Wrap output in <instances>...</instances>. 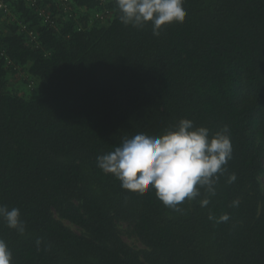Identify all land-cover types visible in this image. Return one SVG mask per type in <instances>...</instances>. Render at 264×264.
Listing matches in <instances>:
<instances>
[{
  "label": "trees",
  "instance_id": "obj_1",
  "mask_svg": "<svg viewBox=\"0 0 264 264\" xmlns=\"http://www.w3.org/2000/svg\"><path fill=\"white\" fill-rule=\"evenodd\" d=\"M40 3L53 22L23 0L0 13V206L25 225L0 218L10 264H264V0H184V22L159 36L125 26L115 0ZM182 118L229 130L214 195L200 188L176 211L98 167Z\"/></svg>",
  "mask_w": 264,
  "mask_h": 264
},
{
  "label": "clouds",
  "instance_id": "obj_2",
  "mask_svg": "<svg viewBox=\"0 0 264 264\" xmlns=\"http://www.w3.org/2000/svg\"><path fill=\"white\" fill-rule=\"evenodd\" d=\"M119 19L125 25L143 27L150 23L154 36L172 22L183 23L186 9L184 0H115ZM233 148L227 126L210 135L209 129L196 126L192 120L182 118L160 135L140 132L123 140L113 151L97 156V165L113 174L125 190L146 193L151 186L157 198L169 208L177 207L186 199L200 195V188L215 194V185L232 158ZM230 174L228 182H234ZM209 204L208 198L200 201L201 207ZM238 205V201H233ZM0 218L7 227L23 234L24 222L20 210L0 206ZM209 219L214 217L209 216ZM228 214H222L217 222H227ZM12 253L0 239V264H10Z\"/></svg>",
  "mask_w": 264,
  "mask_h": 264
},
{
  "label": "built area",
  "instance_id": "obj_3",
  "mask_svg": "<svg viewBox=\"0 0 264 264\" xmlns=\"http://www.w3.org/2000/svg\"><path fill=\"white\" fill-rule=\"evenodd\" d=\"M12 0H0V13H2L3 17H9L11 15L12 19H13V15L12 12L10 10V4L9 2ZM29 7H34L36 10H38L39 14H41L44 18L45 21H51L53 22L55 15H52L51 12H49L47 10L48 5L46 6H42L40 3V0H23ZM56 2H60V4L64 5L62 7H65L70 9L72 6L69 5L71 3V0H56ZM62 7L60 6L59 8L62 9ZM52 15V17H51ZM96 16H98V13L95 14ZM22 24V23H21ZM20 24V25H21ZM22 27L24 28L25 25H22ZM29 34L34 37L32 35V30L29 31ZM31 37V39H32ZM3 50L1 51V54H3ZM2 56V55H1Z\"/></svg>",
  "mask_w": 264,
  "mask_h": 264
},
{
  "label": "rangeland",
  "instance_id": "obj_4",
  "mask_svg": "<svg viewBox=\"0 0 264 264\" xmlns=\"http://www.w3.org/2000/svg\"><path fill=\"white\" fill-rule=\"evenodd\" d=\"M2 21V19H0ZM2 29H6V26L2 25L0 23V31H3ZM18 79V78H17ZM15 79H11L10 82L14 83L16 80ZM262 179V187H264V176L261 178ZM65 224L69 225L70 227H72L74 230H77L76 226H74L73 224L69 223L66 220H63ZM119 228L121 230V234H122V238L124 241H126L128 244L136 247V248H142L143 245L140 243V241L135 237V235L129 234L126 231V224L124 222H120L119 223Z\"/></svg>",
  "mask_w": 264,
  "mask_h": 264
}]
</instances>
